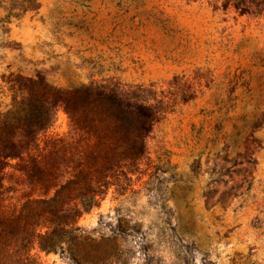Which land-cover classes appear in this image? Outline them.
Instances as JSON below:
<instances>
[{
    "label": "rangeland",
    "instance_id": "obj_1",
    "mask_svg": "<svg viewBox=\"0 0 264 264\" xmlns=\"http://www.w3.org/2000/svg\"><path fill=\"white\" fill-rule=\"evenodd\" d=\"M225 3L0 0V109L15 74L164 102L131 190L85 212L79 240L36 245L42 264H264V16ZM70 132L60 107L40 141Z\"/></svg>",
    "mask_w": 264,
    "mask_h": 264
},
{
    "label": "trees",
    "instance_id": "obj_2",
    "mask_svg": "<svg viewBox=\"0 0 264 264\" xmlns=\"http://www.w3.org/2000/svg\"><path fill=\"white\" fill-rule=\"evenodd\" d=\"M225 2L241 14L264 16V0ZM13 76L12 100L0 109V264H42L32 253L36 245L49 252L79 240L85 212L99 207L112 187L121 195L131 190L164 102H147L142 85L58 87L40 75ZM60 107L71 132L42 144L40 134ZM12 160L25 189L18 201L6 182Z\"/></svg>",
    "mask_w": 264,
    "mask_h": 264
}]
</instances>
